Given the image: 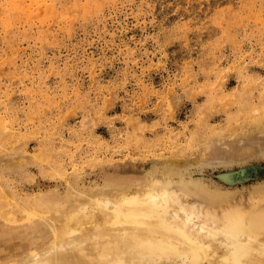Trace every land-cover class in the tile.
I'll use <instances>...</instances> for the list:
<instances>
[{
  "label": "rangeland",
  "instance_id": "1",
  "mask_svg": "<svg viewBox=\"0 0 264 264\" xmlns=\"http://www.w3.org/2000/svg\"><path fill=\"white\" fill-rule=\"evenodd\" d=\"M168 168L264 189V0H0V211Z\"/></svg>",
  "mask_w": 264,
  "mask_h": 264
},
{
  "label": "bare ground",
  "instance_id": "2",
  "mask_svg": "<svg viewBox=\"0 0 264 264\" xmlns=\"http://www.w3.org/2000/svg\"><path fill=\"white\" fill-rule=\"evenodd\" d=\"M165 171L15 202L0 215L19 226L48 215L50 243L42 247L43 238L19 231L28 247L15 254L5 246L0 264H90L95 257L102 264H264L263 188L244 203L205 179Z\"/></svg>",
  "mask_w": 264,
  "mask_h": 264
}]
</instances>
